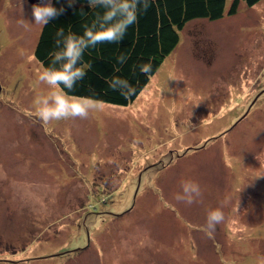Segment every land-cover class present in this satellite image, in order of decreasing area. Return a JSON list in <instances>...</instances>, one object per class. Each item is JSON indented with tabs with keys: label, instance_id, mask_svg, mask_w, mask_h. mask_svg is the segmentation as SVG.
I'll return each mask as SVG.
<instances>
[{
	"label": "rangeland",
	"instance_id": "1",
	"mask_svg": "<svg viewBox=\"0 0 264 264\" xmlns=\"http://www.w3.org/2000/svg\"><path fill=\"white\" fill-rule=\"evenodd\" d=\"M33 5L0 0V264H260L264 0L187 22L128 105L47 124Z\"/></svg>",
	"mask_w": 264,
	"mask_h": 264
},
{
	"label": "trees",
	"instance_id": "2",
	"mask_svg": "<svg viewBox=\"0 0 264 264\" xmlns=\"http://www.w3.org/2000/svg\"><path fill=\"white\" fill-rule=\"evenodd\" d=\"M259 1L230 0L226 4L227 0H149L150 7L147 12L138 14L137 23L128 29L121 43H105L86 50L82 63L87 74L78 82L74 94L113 105H128L148 83L164 58L176 48L180 42V30L187 22L197 18L216 20L224 12L228 15L235 14L241 2L251 7ZM50 2L64 11L39 29L33 56L43 69L50 66L53 52L57 50L55 40L58 29L63 28L65 35L82 34L95 18V14L102 11L99 7L91 6L90 0ZM120 55L128 57L123 65L117 62ZM144 63L152 65V71L148 74L139 70V65ZM116 77L129 80L135 93L122 96L119 92L112 91L109 84Z\"/></svg>",
	"mask_w": 264,
	"mask_h": 264
},
{
	"label": "clouds",
	"instance_id": "3",
	"mask_svg": "<svg viewBox=\"0 0 264 264\" xmlns=\"http://www.w3.org/2000/svg\"><path fill=\"white\" fill-rule=\"evenodd\" d=\"M90 5L99 7L102 11L95 14V18L85 27L82 34L65 35L63 28L58 29L55 40L57 50L53 52L50 66L45 67L37 76L38 84L48 89L46 93L34 99L36 115L45 124L69 119L85 120L91 112L100 109L101 105L94 98L74 94L78 82L87 74L82 63L84 54L86 50L94 49L97 45L121 43L128 29L137 23L138 14L147 12L150 7L149 0H90ZM63 11V8L54 7L50 0H42L40 4L32 6V20L37 25L46 26ZM20 23L24 26L23 21ZM127 59L125 55H120L117 62L123 65ZM139 70L148 74L152 71V65L141 64ZM109 87L122 96L135 93V88L129 80L120 77L112 79ZM201 196L200 185L196 181L187 180L182 183L181 193L177 194L175 199L192 205ZM223 206L221 203L220 207L208 211V232H214L217 225L223 222ZM236 210L238 211V208ZM260 264H264V259Z\"/></svg>",
	"mask_w": 264,
	"mask_h": 264
},
{
	"label": "water",
	"instance_id": "4",
	"mask_svg": "<svg viewBox=\"0 0 264 264\" xmlns=\"http://www.w3.org/2000/svg\"><path fill=\"white\" fill-rule=\"evenodd\" d=\"M30 4H38L42 0H27ZM0 90H1V85H0Z\"/></svg>",
	"mask_w": 264,
	"mask_h": 264
}]
</instances>
